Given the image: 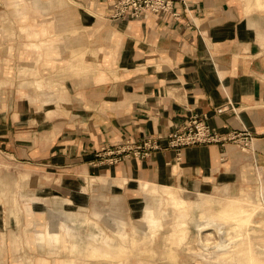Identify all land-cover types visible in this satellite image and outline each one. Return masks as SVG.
Here are the masks:
<instances>
[{
    "label": "crops",
    "instance_id": "0c3cea01",
    "mask_svg": "<svg viewBox=\"0 0 264 264\" xmlns=\"http://www.w3.org/2000/svg\"><path fill=\"white\" fill-rule=\"evenodd\" d=\"M173 1L171 13L119 20L111 0L15 1L26 6L23 23L8 13L23 45L0 43V80L9 83L0 87V183L11 196L21 181L25 200L20 220L0 201V264H130L133 254L156 255L165 224L160 257L174 264L183 245L206 263L264 264V239L252 228L264 199L242 188L264 184V0ZM194 116L222 134L249 131L250 149L197 145L177 157L168 136ZM147 138L161 147L148 157L99 156ZM214 188L240 193L222 200ZM145 195L157 205L143 206ZM101 198L132 216L143 211L134 219L148 231L113 222ZM83 212L113 236L90 234L78 256ZM191 221L219 241L191 244Z\"/></svg>",
    "mask_w": 264,
    "mask_h": 264
},
{
    "label": "rangeland",
    "instance_id": "374dc122",
    "mask_svg": "<svg viewBox=\"0 0 264 264\" xmlns=\"http://www.w3.org/2000/svg\"><path fill=\"white\" fill-rule=\"evenodd\" d=\"M16 0H0V43L1 44H9L10 41L11 42H16L17 44H19V46H22L23 43V29L19 30V29H15L14 28V22L10 21V17L8 16V13L11 14H15L14 18L17 17L19 19L18 22H20V19L24 18L25 15H20V13H24L22 11H24V9L20 10L19 5H22L24 7L25 4L24 3H16ZM27 1L29 6H34L35 4L37 5H41L40 4V0H25ZM45 7V6H43ZM41 8V7H40ZM29 16H27L26 18H29L30 16H32L33 19L37 18L36 15L31 14V13H27ZM38 18H41L40 15L38 16ZM37 18V19H38ZM23 23V20H21ZM41 42V40H39ZM39 42V44H40ZM6 80V81H4ZM2 86H9L8 83V79L7 77H5V79L0 80V87ZM18 88L19 89H24V88H30V87H25L24 84L19 83L18 84ZM1 184V191L2 194L4 196H2L0 198V201L3 204H12L15 209H16V219L20 220L21 217V212L19 210V208H22V204H24V185L22 184L21 181H18L16 184H14V193H11V196L8 195L9 190H11V187L9 186H5L2 182ZM34 185L36 184V182L33 183ZM13 187V186H12ZM245 191H251L252 194L257 197V198H262L260 195L262 193H264V184L263 182H256L255 184H248L244 187H242ZM4 192V193H3ZM209 193H213L215 195H217L219 198H221L222 200L229 197V196H234L240 193V191H230L227 190V188L223 189V188H214L213 190H209ZM183 196L186 198H190V199H195L197 196L193 193H186V191L183 190ZM53 198L50 196V199ZM101 201L98 203H102V204H107L108 206H110V208L112 209V214H113V222L116 221V219L122 217L125 220H128L129 222V229L131 228V226L133 224L137 225L141 232H147L148 231V227L146 225V223H140L141 226L138 225V223H136L138 220H135L134 218H139V220L142 218L143 215V211H137L136 213L133 214V216L131 214H128L127 208L118 200L115 199H107L105 200L104 198L100 199ZM143 206L145 204H150V205H157V203L155 202V200L152 199V197L145 195L143 197ZM58 202L53 201L52 204H57ZM168 203L170 202V199L168 198ZM21 206V207H20ZM23 215V213H22ZM78 217L80 218L81 224L79 225L80 227H82L80 230L78 228H74L75 231L78 233L77 237L75 238L74 242H77L78 245V249H77V255L80 256V253H84L82 255H85V252H83L84 248L87 246V242H88V237L90 234L92 233H97L98 230H103L106 235H110L113 236V232L110 233V231H106L103 227V224H101L100 222V218L99 220H96L92 217V212H83V213H77ZM194 215H197V211L194 212ZM68 216L71 218V220L69 221L67 224L72 225L71 221H75V218L73 217V214H68ZM239 216V214L237 215V217ZM255 223L253 224L254 226L252 227L253 229L258 230V235L257 238L259 239H264V226H262L261 224H259V222H264V203H263V208L259 211V213L255 216ZM258 223V224H257ZM76 223H74L75 226ZM78 226V225H77ZM169 229V225L165 224L163 225L159 230H158V235L156 238V243L153 244L155 250H156V255H150V254H133L131 256V260H130V264H174L172 262H170L169 260L160 257L162 252L164 251V248L166 245H164V241H165V237H166V232ZM115 230V228L113 229ZM131 230V229H130ZM80 234V236H79ZM38 235L40 237H42V235L40 233H38ZM188 241L191 244L197 245L198 241L203 242L205 245L209 246V247H213L218 241H219V235L212 231V230H204L201 233L198 232L197 227L195 226V222L191 221L189 223V237H188ZM261 241V240H260ZM61 250L60 252H68L65 248H64V244H61ZM221 247V246H220ZM58 248V245H57ZM87 251V250H86ZM72 256V255H71ZM178 260L175 264H215V263H206L205 261H203L202 259H200L196 254H194V252L189 251L187 249V245H183L182 247H180L178 249ZM71 262V261H70ZM85 264H88V261L84 262Z\"/></svg>",
    "mask_w": 264,
    "mask_h": 264
},
{
    "label": "built area",
    "instance_id": "2783aa9c",
    "mask_svg": "<svg viewBox=\"0 0 264 264\" xmlns=\"http://www.w3.org/2000/svg\"><path fill=\"white\" fill-rule=\"evenodd\" d=\"M111 3V19L113 20L137 19L147 14L171 13L174 8L173 0H111ZM222 110L219 109L217 112L220 113ZM206 120V116L203 118L194 116L189 119L185 125L169 134L167 147L174 150L177 157L180 156L184 148L197 145L218 144L225 146L233 144L244 151L250 149L253 136L249 131H231L222 134L210 127ZM160 148V144L156 140L147 138L138 144L126 142L101 152L99 156L109 164H116L124 157H148L152 151Z\"/></svg>",
    "mask_w": 264,
    "mask_h": 264
},
{
    "label": "bare ground",
    "instance_id": "6f19581e",
    "mask_svg": "<svg viewBox=\"0 0 264 264\" xmlns=\"http://www.w3.org/2000/svg\"><path fill=\"white\" fill-rule=\"evenodd\" d=\"M119 248V254L121 255V256H123L124 255V250L123 249H121V247H118ZM115 250V249H114ZM120 255H117V256H119L120 257ZM111 257H112V255H111ZM118 257V258H119ZM117 258V259H118ZM114 259V258H113ZM114 260H116V259H114ZM117 261V260H116Z\"/></svg>",
    "mask_w": 264,
    "mask_h": 264
}]
</instances>
